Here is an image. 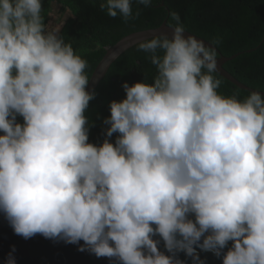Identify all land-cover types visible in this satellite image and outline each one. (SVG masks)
<instances>
[{"label":"clouds","instance_id":"1","mask_svg":"<svg viewBox=\"0 0 264 264\" xmlns=\"http://www.w3.org/2000/svg\"><path fill=\"white\" fill-rule=\"evenodd\" d=\"M99 7L133 15L130 0ZM41 12V0H0V210L15 234L83 240L80 251L123 264H183L176 252L196 261L198 245L219 256L231 240L223 264H264L261 92L219 94L216 48L185 37L173 11L171 38L136 44L151 53L154 83L124 82L126 98L105 121L108 137L120 135L96 146L87 142V62Z\"/></svg>","mask_w":264,"mask_h":264},{"label":"trees","instance_id":"2","mask_svg":"<svg viewBox=\"0 0 264 264\" xmlns=\"http://www.w3.org/2000/svg\"><path fill=\"white\" fill-rule=\"evenodd\" d=\"M53 2L66 6L71 12L61 24L58 35L87 62L84 71L88 82L108 47L130 33L159 27L165 20L175 26L177 22L171 17L174 11L186 30L211 43L219 38V43L214 44L218 56L240 53L224 67L241 82L264 91V0H150L149 7L138 0H130L133 15L127 20L120 14L110 17L106 10H101L99 5L106 0H41V15L46 26ZM138 10L139 15H136ZM250 49L254 50L248 51ZM150 57L151 53L138 50L135 45L110 66L85 109L88 143L100 146L108 139L115 145L120 133L114 132L111 137L106 134L110 127L105 122L111 115L110 103L126 98L124 82L129 85L145 81L154 83L157 69ZM213 75L221 80L216 91L223 96L235 95L243 101L251 92L217 72ZM16 122L23 125L22 115L16 114ZM3 134L0 130V135ZM189 218L195 221L194 214H189ZM232 245L230 240L224 248L229 250Z\"/></svg>","mask_w":264,"mask_h":264},{"label":"water","instance_id":"3","mask_svg":"<svg viewBox=\"0 0 264 264\" xmlns=\"http://www.w3.org/2000/svg\"><path fill=\"white\" fill-rule=\"evenodd\" d=\"M171 26L173 25H169L165 20L159 27L130 33L122 37L114 45L108 47L105 55L95 68L85 90L88 92H94L107 74L113 62L116 61L125 51L135 46L140 40L150 39L152 36L161 33L167 34L171 38L173 32V27ZM183 35L185 37L193 35L197 39L203 40L206 45L215 47L216 50H218L217 46L214 44L212 45L210 41L186 29L184 30ZM252 50L254 49L248 51ZM239 54L240 53L230 57L224 55L218 56L217 73L243 89L248 91H259L261 92V95H264V91L246 85L224 67V64L227 61L237 57ZM152 227L155 229L156 225L153 223ZM152 238L157 241L159 251L165 255H173L166 249L165 242L158 233L152 235ZM177 238H181L179 234H177ZM202 242L203 239H200L199 243ZM81 245H84L83 240H80L78 243H66L59 238H45L39 233L25 239L23 236L15 234L5 213L0 210V264H7L9 254L14 258L15 264H123V262L116 257H97L94 253L87 250V247H85L84 251H80L79 249ZM194 248L198 255V260L196 261L184 251L176 252L173 258L182 261L183 264H223V257L227 253L224 250L219 249L220 255L217 256L214 251L202 250L198 245H194Z\"/></svg>","mask_w":264,"mask_h":264},{"label":"rangeland","instance_id":"4","mask_svg":"<svg viewBox=\"0 0 264 264\" xmlns=\"http://www.w3.org/2000/svg\"><path fill=\"white\" fill-rule=\"evenodd\" d=\"M71 14L70 10L57 2H53V7L51 10V16L49 18V26L56 27L61 26L63 21Z\"/></svg>","mask_w":264,"mask_h":264},{"label":"bare ground","instance_id":"5","mask_svg":"<svg viewBox=\"0 0 264 264\" xmlns=\"http://www.w3.org/2000/svg\"><path fill=\"white\" fill-rule=\"evenodd\" d=\"M201 239H204V238H202V237H201ZM221 249H222V250H224L225 252H227V251H228L227 249H224V248H221Z\"/></svg>","mask_w":264,"mask_h":264}]
</instances>
